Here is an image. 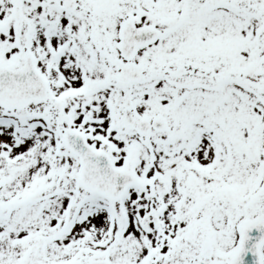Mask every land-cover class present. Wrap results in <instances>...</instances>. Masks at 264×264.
I'll list each match as a JSON object with an SVG mask.
<instances>
[{
  "label": "snow or ice",
  "instance_id": "1",
  "mask_svg": "<svg viewBox=\"0 0 264 264\" xmlns=\"http://www.w3.org/2000/svg\"><path fill=\"white\" fill-rule=\"evenodd\" d=\"M0 264H264V0H0Z\"/></svg>",
  "mask_w": 264,
  "mask_h": 264
}]
</instances>
